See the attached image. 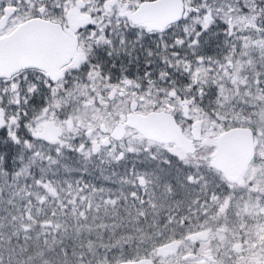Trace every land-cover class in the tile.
<instances>
[{"label": "snow or ice", "instance_id": "6c2138e0", "mask_svg": "<svg viewBox=\"0 0 264 264\" xmlns=\"http://www.w3.org/2000/svg\"><path fill=\"white\" fill-rule=\"evenodd\" d=\"M0 264H264V0H0Z\"/></svg>", "mask_w": 264, "mask_h": 264}]
</instances>
